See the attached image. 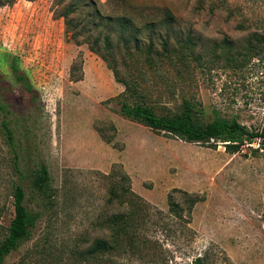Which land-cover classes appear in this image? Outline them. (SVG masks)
Here are the masks:
<instances>
[{"label": "rangeland", "instance_id": "1", "mask_svg": "<svg viewBox=\"0 0 264 264\" xmlns=\"http://www.w3.org/2000/svg\"><path fill=\"white\" fill-rule=\"evenodd\" d=\"M126 83L137 94L130 102L145 93L156 110L177 111L187 98L203 122L262 129L264 0H0V93L27 175L40 157L53 188L48 198L24 181L26 206L40 216L3 264H194L204 254L206 264H264L259 142L230 152L156 133L122 116ZM12 156L0 126V240L15 213ZM125 173L146 202L140 248L90 254L126 208L110 192L127 185ZM188 196L198 199L191 213ZM170 198L184 209L172 212Z\"/></svg>", "mask_w": 264, "mask_h": 264}, {"label": "trees", "instance_id": "2", "mask_svg": "<svg viewBox=\"0 0 264 264\" xmlns=\"http://www.w3.org/2000/svg\"><path fill=\"white\" fill-rule=\"evenodd\" d=\"M72 7L73 5L69 6L70 9ZM166 15L170 18L173 16L169 10H166ZM123 43L125 46H129L128 42L124 39ZM167 44L168 41L164 42V46H167ZM102 56L108 60V55L102 54ZM185 63L188 64V61H185ZM174 65L179 69L177 63H174ZM12 66L17 80L23 82L25 89L31 94V102L36 103L37 92L26 75L20 73L16 58H14ZM73 69L75 70V64ZM79 79L78 77L77 80ZM1 90L2 88L0 87V92ZM136 95V92L132 91L130 85L126 83V90L119 95L122 98V116L137 121L156 133L165 132L188 142L205 143L209 146H216L217 142H223L230 152H236L245 144L258 141L259 147L264 150V127L258 131H250L239 121L235 119L230 120L222 116H216L209 122H203L199 116L201 109L187 98L183 99V103L177 111H158L152 103L147 101L145 93L139 95L140 99L137 98L133 102H130L129 98ZM11 106L10 100L3 97L0 93V110L3 113L0 126L6 142L13 153L11 167L14 180L11 185V196L14 199L13 206L15 209L14 217L7 232L4 238L0 240V264L5 262L6 257L12 251L17 250L22 243L31 238L32 228L40 216L39 212H33L26 206L27 193L24 181L30 176L34 192L48 198L53 195L50 170L42 158H38L35 167L27 175V169L21 162L23 147L19 144L18 137L12 126V120L9 117L13 113ZM106 141L111 143L112 138H106ZM123 179L127 185H116L111 188L110 192L113 198L115 197L116 200H119L126 208L123 211L110 215L104 226L110 228L111 239H95L92 246L88 249L90 254L109 252L123 246L129 247L133 251L140 248V239L136 235L138 230L137 224H139V217L143 214L146 202L130 186L128 174L125 173ZM197 201L198 199L192 196L186 197L185 208H187L189 213H191ZM170 209L172 212L178 213L184 207L180 203L175 202L173 198H170ZM206 263L207 254L196 256L194 259V264Z\"/></svg>", "mask_w": 264, "mask_h": 264}]
</instances>
